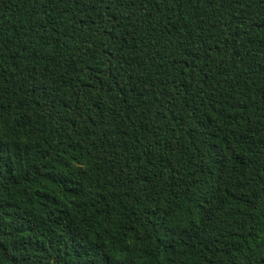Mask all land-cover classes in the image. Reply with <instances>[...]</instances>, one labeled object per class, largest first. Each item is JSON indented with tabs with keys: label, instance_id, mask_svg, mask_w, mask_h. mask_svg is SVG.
<instances>
[{
	"label": "trees",
	"instance_id": "1",
	"mask_svg": "<svg viewBox=\"0 0 264 264\" xmlns=\"http://www.w3.org/2000/svg\"><path fill=\"white\" fill-rule=\"evenodd\" d=\"M0 264H264V0H0Z\"/></svg>",
	"mask_w": 264,
	"mask_h": 264
}]
</instances>
